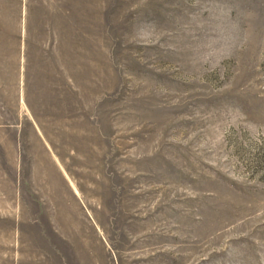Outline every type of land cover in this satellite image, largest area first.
Wrapping results in <instances>:
<instances>
[{
	"label": "rangeland",
	"instance_id": "374dc122",
	"mask_svg": "<svg viewBox=\"0 0 264 264\" xmlns=\"http://www.w3.org/2000/svg\"><path fill=\"white\" fill-rule=\"evenodd\" d=\"M0 264H264V0H0Z\"/></svg>",
	"mask_w": 264,
	"mask_h": 264
}]
</instances>
